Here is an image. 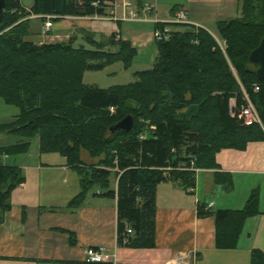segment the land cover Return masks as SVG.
I'll return each instance as SVG.
<instances>
[{
    "label": "trees",
    "instance_id": "1",
    "mask_svg": "<svg viewBox=\"0 0 264 264\" xmlns=\"http://www.w3.org/2000/svg\"><path fill=\"white\" fill-rule=\"evenodd\" d=\"M109 1L33 0L27 11L20 0H5L0 21V97L17 107L18 114L13 121L0 124V133L21 141L0 147V224L11 207V192L24 181L21 169L2 162V155L26 153L36 137L41 154L65 157L80 177L81 190L68 202L69 207L80 206L94 188L103 190L102 196H116L117 244L151 248L155 245L157 184L169 180L191 188L194 173L182 166L189 167L195 159L196 167L216 168L220 149L243 150L249 142L264 140V81L256 75L259 65L248 61L264 36V0H242L241 17L215 23L223 49L204 28L170 24L187 28L174 30L167 41L156 43L153 68L137 72L134 83L105 89L85 84L84 73L117 61L127 69L136 54L130 42H115L111 36L110 44L117 46L112 52L94 42L88 48L74 47L71 40L40 45L25 40L29 25L24 18L29 15L52 16L53 21L67 16L102 17L108 14ZM227 60L237 70L262 126L245 125L239 116L246 100ZM165 92L171 94L170 102L166 103ZM231 99L235 100L233 114ZM193 104L197 111L191 119L177 115ZM128 114L134 118L133 128L110 133V126ZM84 152L98 158L97 163H85ZM111 174L116 177V192L110 189ZM259 213L256 190L239 210L197 209L199 217L214 215L219 249L235 248L245 221ZM251 264H264V254L253 252Z\"/></svg>",
    "mask_w": 264,
    "mask_h": 264
},
{
    "label": "crops",
    "instance_id": "2",
    "mask_svg": "<svg viewBox=\"0 0 264 264\" xmlns=\"http://www.w3.org/2000/svg\"><path fill=\"white\" fill-rule=\"evenodd\" d=\"M130 1L138 6H152L157 18L165 22L182 9L188 24L208 31L207 25L234 19L241 12L240 0ZM26 3L20 0L28 11L33 0ZM121 13L115 11L116 16ZM46 17L24 18L29 25L26 41L40 45L71 40L74 47L88 48L94 42L107 51L117 48L110 44L111 36L115 42L128 41L134 48L154 42L155 24L151 22L67 16L53 21L52 28L43 34ZM143 23L151 24L152 30L142 42ZM171 29L183 30L174 26ZM17 114H13V120ZM12 157V165L21 169L24 181L11 192V207L0 224V264H88L84 250L89 247L115 249L117 264H251L253 252L264 254V140L249 142L243 150L220 149L215 155L218 166L199 167L191 188L169 180L157 184L155 245L151 248L117 244L116 196H102L104 191L98 188L88 192L80 206L69 207L68 202L81 190L80 177L67 165L65 157L41 154L38 139L34 151L30 146L26 153L2 157V162L7 164ZM216 173L221 176L217 178ZM110 189L116 192V179ZM253 190L259 194L260 213L245 221L235 248H217L215 217H199L198 207L206 211L239 210ZM209 203L212 206L207 208Z\"/></svg>",
    "mask_w": 264,
    "mask_h": 264
},
{
    "label": "rangeland",
    "instance_id": "3",
    "mask_svg": "<svg viewBox=\"0 0 264 264\" xmlns=\"http://www.w3.org/2000/svg\"><path fill=\"white\" fill-rule=\"evenodd\" d=\"M28 3L31 0H24V2ZM173 2H176V0H170ZM263 1V0H262ZM256 2V1H255ZM264 2V1H263ZM26 3V4H28ZM242 3V0H240V4ZM256 6V5H255ZM257 8V9H256ZM256 13L257 15H260V12L258 11V6H256ZM238 16L241 17V12L238 13ZM237 18V17H235ZM260 18V17H259ZM137 24H135V27ZM139 25V24H138ZM140 28L142 29V42L143 40H146V37H149L150 35V31L152 30V25L151 24H140ZM173 27V26H172ZM176 26H174L175 29ZM177 28V27H176ZM178 28H181L183 30H185L187 28V26H180ZM207 28L213 33H211L210 31H208L210 33V35L213 37V39L217 42V44H219V46L223 49L224 48V42L220 39V37L217 34L216 31V27L215 25H207ZM154 40V39H153ZM157 42L154 40L151 41L150 43H145L144 47H137L135 48L136 50V54L133 57V60L130 64V66L125 69L122 62L117 61L114 62L113 64L106 66L104 69L99 70V71H87L85 72V76L83 75V82L85 84H90V85H95L99 88H109L112 86H116V85H126V84H130V83H134L136 81H138V77L135 75L136 72L138 71H144V70H150L153 68L154 63H155V59L157 57L158 51H157ZM117 48L116 47H111L110 51L114 52L116 51ZM228 64H229V68L231 70L232 76L234 77L235 81H237L241 87V89H243L244 87L241 85L239 77H238V73L237 70L234 69L233 65L231 64V62L229 60ZM243 92H245V90L243 89ZM165 97H166V103L170 102L171 100V94L165 92ZM129 103H134L132 100H129ZM134 105L132 104V107ZM197 111V107L193 104L190 105L188 107H185L183 109L178 110V116L179 117H184L185 119H191V117L195 114V112ZM111 113H114L115 110H110ZM18 113V108L12 105H7L5 104V102L2 100V98L0 97V124L1 123H8L11 122L13 120V114H17ZM142 121V119H140ZM143 123H148L146 121H144ZM36 139L38 138H34L31 140V144L30 146H32V149L34 151L35 147H36ZM18 138L14 135H10V134H1L0 133V147L2 146H8V145H12V144H16L18 143ZM39 143V141H38ZM8 155H2V157H7ZM55 157V156H54ZM58 157V156H56ZM82 158L84 160L85 163L92 164V163H97L98 158H90L88 156L87 153H83L82 154ZM13 157L11 159H9L8 161H6L7 164L12 165L14 164L12 162ZM104 167V166H102ZM197 171H199V167H197ZM111 173L115 172V169H111ZM197 171H191L192 173H196ZM115 175L111 174L109 177V181H110V185L115 183ZM98 188H94V191H97ZM239 195V193L237 192V196ZM264 201V198H263Z\"/></svg>",
    "mask_w": 264,
    "mask_h": 264
},
{
    "label": "built area",
    "instance_id": "4",
    "mask_svg": "<svg viewBox=\"0 0 264 264\" xmlns=\"http://www.w3.org/2000/svg\"><path fill=\"white\" fill-rule=\"evenodd\" d=\"M110 8L106 16H102L111 20H122V21H134V22H151L155 24V29L152 32V37L156 42L167 41L171 34L172 29L170 24H188L186 20V15L182 9H178L174 12L173 17L168 22L162 21L157 18L153 13L154 9L148 4L136 5L130 0H110ZM120 10L122 13L118 16L115 15V11ZM194 25V24H192ZM53 26V17L47 16L44 22L42 33L46 34ZM196 27H199L195 25ZM255 91L258 87L255 86ZM244 99L246 100V105L243 106L239 112V116L243 117L245 125L259 124L262 126L258 112L250 101L246 92H243ZM235 107V100H230V112L233 114V108ZM113 111V108H110ZM195 159L191 161L189 167L182 166L180 169L197 171V167L194 165ZM212 203L207 205L210 208ZM126 232L132 234L130 227H126ZM126 242V239H124ZM84 261L88 264H117L118 257L115 249H108L106 247H89L84 250Z\"/></svg>",
    "mask_w": 264,
    "mask_h": 264
},
{
    "label": "water",
    "instance_id": "5",
    "mask_svg": "<svg viewBox=\"0 0 264 264\" xmlns=\"http://www.w3.org/2000/svg\"><path fill=\"white\" fill-rule=\"evenodd\" d=\"M4 9L5 0H0V21L2 20ZM248 61L251 64L257 63L259 65L256 69V75L261 81H264V36L259 45L250 52ZM133 126L134 118L132 115L128 114L110 126L109 131L110 133H115L116 131L128 132Z\"/></svg>",
    "mask_w": 264,
    "mask_h": 264
}]
</instances>
